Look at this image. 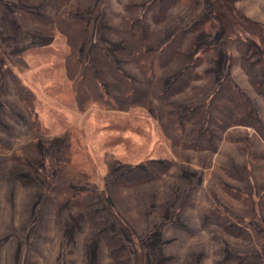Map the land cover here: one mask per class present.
I'll list each match as a JSON object with an SVG mask.
<instances>
[{"label": "rangeland", "instance_id": "1", "mask_svg": "<svg viewBox=\"0 0 264 264\" xmlns=\"http://www.w3.org/2000/svg\"><path fill=\"white\" fill-rule=\"evenodd\" d=\"M62 6L0 0V264H264V0ZM124 21L134 51L145 22L146 50L171 45L162 86L189 65L172 96L181 136L152 96L73 98L98 46L131 85L154 61L114 51ZM231 88L248 104L228 109L236 122L216 136L207 118L185 122L207 103L231 107Z\"/></svg>", "mask_w": 264, "mask_h": 264}, {"label": "trees", "instance_id": "2", "mask_svg": "<svg viewBox=\"0 0 264 264\" xmlns=\"http://www.w3.org/2000/svg\"><path fill=\"white\" fill-rule=\"evenodd\" d=\"M51 1H54V4H57L58 8L66 2V0ZM83 20L84 19L80 18L73 19L71 26L78 25V28H81L79 25L82 24ZM122 26L125 27L124 29H120V31L124 32H121L124 34V45L120 48L114 49V51L116 53H120L128 59H131L132 61H136V57H139L140 60L141 56L144 57L150 55L153 57L155 54L153 57L154 61L145 62L140 60L139 63L136 62V64L138 63L139 67L142 69V75L140 79L136 80L135 85H131L125 75L113 64L110 59V55H108L98 46L97 50L95 51L96 53L92 58H90V64H87L83 68L81 75L76 74L72 80L74 83L79 81L76 85L77 88L75 87L76 92L75 94L73 93V98L80 102L79 98H83L84 101L85 97L90 98L94 94L101 97L103 101L109 104L112 100V94H109L111 92H116L113 96V101H115L116 104L125 105L129 101H139L144 104V106H146L150 101L148 97L152 96L157 104L156 108H154L155 104H153L152 113L157 116L160 122H164L165 125H168V127L171 129L173 128V131L181 136L182 128L178 125V121L174 118L177 112L172 108V106H176L177 104L174 102V100H172V96L177 94L178 91L188 82L189 78H187V74L185 72L187 71L189 65H185L184 68L180 70V73L178 75L176 74L175 79L171 80L167 86H162V75H158V71L161 69V67H164L168 64V61L173 53L171 51V45H169V49H158L155 52L154 49L151 48L146 50L142 43L147 36V28L149 24L145 22L142 26V29L139 31L140 35L137 37L140 39L138 41L140 44H138L137 50L134 51V44L132 42L134 39V32L132 31L131 22L128 23V21H124L122 22ZM165 56L166 59L163 61L162 59ZM18 87L20 91H22L24 88V86L20 87L19 85ZM224 89L225 87L222 84L220 88L222 97V91ZM231 89L232 91L234 90V92H236H233L234 96L231 99V107L230 105L227 106L215 104L213 102L207 103L204 107H196L194 110L185 113V122L189 123L194 120L196 123H199L203 120L206 121L207 118L210 127L217 130V133H213L214 136L219 134L221 130L223 131L225 125L236 122L237 116H235V113H231L232 111L228 109L241 108L246 113L248 104L245 98L242 96V94H240V92H238L236 88ZM25 91L26 90H24V94H27ZM79 95H81V97ZM227 101L230 102L229 100ZM119 108L122 109V107ZM206 111H209V115L205 116ZM186 135L191 134L187 133ZM107 243L108 245L110 244L112 251L118 249L117 246L116 248L114 247L116 245L115 243V245L111 244V238H108ZM255 261L257 262V260L254 259L253 263Z\"/></svg>", "mask_w": 264, "mask_h": 264}]
</instances>
